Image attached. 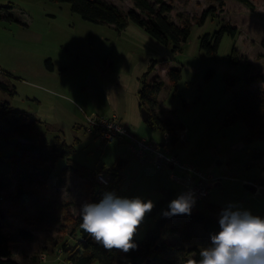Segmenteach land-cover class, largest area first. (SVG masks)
Instances as JSON below:
<instances>
[{"label":"rangeland","instance_id":"374dc122","mask_svg":"<svg viewBox=\"0 0 264 264\" xmlns=\"http://www.w3.org/2000/svg\"><path fill=\"white\" fill-rule=\"evenodd\" d=\"M108 1L123 13L133 6L131 0ZM249 1L252 9L241 0H166L172 5L168 13L171 19L191 23L188 38L173 50L170 43H161L130 19L121 29L105 21L87 20L73 11L68 1L0 0L1 5L12 6L11 12L23 20L5 28L0 22V78L14 89V93L0 90V98L40 119L37 128L46 132L50 142L60 134L68 144H73L75 150L70 156L88 167H110L118 158L127 159L121 197L133 194L155 204L161 187L176 189L174 199L185 192L184 187L170 179L167 168L139 161L127 139L105 141L84 125L88 115L116 113L129 122L137 136L162 142L165 129L144 120L141 109L145 106L139 105L142 76L151 60L158 59L148 75L149 79L164 80L154 109L164 128L172 127L176 134L184 129L186 135L175 146L172 144L174 151L221 181V185L211 186L206 199L195 198L194 206L218 218L228 206L251 213L257 206L255 212L263 213L264 207L257 205L248 191V181L264 183V157L251 158L254 148L264 151V137L245 143L248 129L242 120L224 123L232 107L230 98L240 86L264 92V79L246 80L252 74L264 76V0ZM211 6L216 16L208 14L200 21L203 11ZM225 24L236 26V31L232 34L224 30L217 50L209 53L201 46L202 37L209 33L213 43L214 34ZM48 57L54 58L57 68L54 85H48L49 74L42 67ZM172 67L180 69V77L174 82L167 74ZM61 70L65 72L58 76ZM225 74L239 78L230 87ZM18 139L22 150L28 151L27 140ZM14 151L21 153L14 142L6 143L0 135L1 171L11 166L2 157ZM66 162V157H59L47 175L35 174L34 162L27 160L28 178L22 175L5 191L1 203L3 223L14 240L15 255L21 260L31 261L35 255V264H73L64 247H74L86 235L80 228L82 220L75 226L74 219L81 217V205L90 202L91 180L99 183L97 173H107L99 169L90 178L66 172L61 178ZM186 223L196 233L197 248L210 246V235L217 232L205 231L188 219ZM23 226L34 231L33 240L21 239ZM155 226L156 217L148 213L135 236L142 239ZM178 235L168 232L164 238L174 240ZM21 243L27 247L26 258L21 254ZM43 254L45 259L40 257ZM195 255L191 253L192 258Z\"/></svg>","mask_w":264,"mask_h":264},{"label":"trees","instance_id":"16d2710c","mask_svg":"<svg viewBox=\"0 0 264 264\" xmlns=\"http://www.w3.org/2000/svg\"><path fill=\"white\" fill-rule=\"evenodd\" d=\"M53 1H68L70 2L73 11L79 13L83 18L91 21H105L115 25L121 29L125 27L128 20H132L143 26L161 43L171 44L173 50L180 48V44L185 41L190 33L191 23L184 21L177 23L169 17V12L172 5L166 0H131L133 6L123 13L120 7L108 0H53ZM251 9L253 4L249 0H241ZM11 8V9H10ZM12 6L0 4V18L12 19L18 22H23L21 17L14 15ZM213 7H208L203 11L200 21H203L208 14L216 16L212 11ZM18 17V18H17ZM224 30H228L234 34L236 26L225 24L215 34L213 43L210 42V34L206 33L201 40V46L209 53H215L217 50L220 37ZM264 46V38L262 41ZM235 51V50H234ZM237 55L234 54V59ZM158 59H152L147 70L142 76V85L139 88V105L145 106L150 112V117L146 120L149 124L159 129H165L164 132H171V144L177 142V130L172 127L164 128L162 119L157 115L154 107L157 104V95L164 83L162 78L149 79L148 75L155 69ZM47 67L52 68L53 63L50 57L45 59ZM4 73L7 71L3 70ZM167 74L172 82L180 77V69L172 67L167 70ZM225 80L228 86L236 83L239 77L231 74H225ZM264 79L263 75L252 74L246 80ZM0 90L14 93L11 84L0 78ZM231 109L227 112L224 123L226 125L233 124L237 120H242L247 126V133L244 136L245 143H250L254 140L264 137V92L251 91L245 86H240L231 96ZM41 121L34 117L31 113L23 109L14 108L8 99L0 98V135L4 136L6 143L14 142L17 149L21 153L14 151L11 155H5L2 159H7L11 162L9 169L0 170V189L9 188L15 179H20L23 175L28 178L30 169L26 165L27 160H32V171L35 174H49L55 167L59 157H66L67 162L62 169V175L66 172H71L79 176H90L94 178L97 170H105L108 178V183H95L91 180L93 188L90 196V203L99 202L105 193H115L121 197V187L125 180L124 170L127 167L128 160L118 158L110 167L101 166L96 168L88 167L87 165L73 159L70 155L74 152L73 144H68L62 139L60 134H56L53 142L47 138L46 132L37 128L36 122ZM4 123V125H3ZM87 128V124L84 125ZM97 136L98 133L94 129ZM165 134V133H164ZM27 140L28 151H23L20 147L21 141L18 138ZM99 137V136H98ZM125 140V139H124ZM264 151L260 148H254L251 151L252 159H262ZM163 169V168H162ZM264 170V165L262 166ZM264 182V180H261ZM264 185V183H263ZM185 193V192H184ZM176 189L170 187H161V196L154 204L150 214L156 217V226L147 230L142 239L134 237V242L137 247L124 253L120 250H105L100 244L94 242L87 234L79 238L74 247L66 248L69 252V259L73 264H186V261L191 257V253L195 252L194 259H200L199 252L201 249L195 245L196 233L186 223V219L193 223H198L205 231L218 232L219 224L218 217L214 214L203 211L198 207L192 208L191 215H175L170 218L163 216V212L168 210L170 201L174 199ZM127 198L137 197L133 194L125 196ZM212 210L216 209L215 205H209ZM253 215L264 218V213H252ZM5 213L0 202V264H25L12 258L13 238L5 230L3 219ZM75 226H78L81 217L74 219ZM178 233L179 235L174 240H166V233ZM20 234L31 239L33 233L28 229H21ZM37 257L31 256L30 263L35 264Z\"/></svg>","mask_w":264,"mask_h":264},{"label":"clouds","instance_id":"9594fccd","mask_svg":"<svg viewBox=\"0 0 264 264\" xmlns=\"http://www.w3.org/2000/svg\"><path fill=\"white\" fill-rule=\"evenodd\" d=\"M195 202L191 191L182 193L170 201L163 216L191 215ZM153 208L152 200L105 193L99 202L81 205L80 228L105 250L127 253L137 247L134 237ZM233 208L222 209L220 230L210 235V246L202 248L200 259L189 258L186 264H264V218Z\"/></svg>","mask_w":264,"mask_h":264},{"label":"built area","instance_id":"2783aa9c","mask_svg":"<svg viewBox=\"0 0 264 264\" xmlns=\"http://www.w3.org/2000/svg\"><path fill=\"white\" fill-rule=\"evenodd\" d=\"M86 124L88 129L97 131L98 136L105 141L127 139L131 144L132 153L139 161H149L156 168H167L170 179L183 186L185 192L191 191L194 197L206 199L211 191V183L218 179L212 172L199 168L192 160L175 152L171 144V132H165L162 142L139 137L132 131L131 126L117 114H91L88 115ZM185 136L184 129L177 134L178 139H183ZM96 178L99 183H108L107 176L102 172L97 173ZM263 187L262 184L256 185L248 181L249 192L254 190L261 194ZM5 191L6 189H0L1 203L5 200ZM40 257L41 259L46 258L45 254Z\"/></svg>","mask_w":264,"mask_h":264},{"label":"crops","instance_id":"0c3cea01","mask_svg":"<svg viewBox=\"0 0 264 264\" xmlns=\"http://www.w3.org/2000/svg\"><path fill=\"white\" fill-rule=\"evenodd\" d=\"M1 12V11H0ZM22 14L24 15V16H27V14H26V12H22ZM30 18V17H29ZM31 21H32V19H31ZM0 22L1 23H4V28L5 27H8V26H10L11 25V23L12 22H18V21H15V20H12V19H3V18H0ZM12 26V25H11ZM51 58V57H50ZM51 60H52V63H53V67L52 68H49V67H47L46 66V64H45V62H44V64H42V67H43V70H46V72H48V74L49 75H46V80H48V82H49V84L48 85H54V80H55V78H57L56 77V75H54V74H56L55 73V71H56V64H55V61H54V58H51ZM29 69H32V66H27ZM3 70H5L4 68H2ZM5 71H7V70H5ZM65 71L64 70H61V71H59L57 74H58V76H61V74L62 73H64ZM6 81V80H5ZM39 101V100H38ZM25 110V109H24ZM113 114H116V113H113ZM119 116V115H118ZM123 121H124V119H123V116H119ZM124 122H126L127 124H129V122L126 120V121H124ZM130 125V124H129ZM142 137H147V136H142ZM148 138H151V137H148ZM20 139H24V138H21L20 137ZM124 140V139H123ZM123 140H119V141H123ZM180 140V139H179ZM178 141V140H177ZM177 143V142H176ZM176 143L175 144H173L174 146L176 145ZM128 144H129V148L131 149V144H130V142H128ZM146 162H148V163H150L149 161H146ZM145 163V162H144ZM151 164V163H150ZM197 164V163H196ZM152 165V164H151ZM198 165V164H197ZM68 174L71 176L73 173H71V172H68ZM82 177H84V176H82ZM218 180V179H217ZM250 182V181H249ZM251 188H253V186L251 185ZM250 190H252V189H250ZM263 191H264V189H263ZM262 191V192H263ZM251 193H252V197L254 198V201H255V203L257 204V205H260V206H262V207H264V201H263V197H261V195H262V193H261V195L260 194H258V193H256V192H254L253 190L252 191H250ZM264 196V195H263ZM259 198V199H258ZM255 211H258L257 209V206H255ZM255 211H254V213H255ZM264 211V210H263ZM264 213V212H263ZM21 229H28V230H30V227H26V226H23V228H21ZM21 231V230H20ZM32 233H33V238H32V240L34 239V236H35V233H34V231L33 230H30ZM20 237H21V239H23V240H25L26 238H23V236L20 234ZM27 240V239H26ZM30 240V239H29ZM13 244H14V242H13ZM22 244V251H21V254L23 255V257H27V256H29V253H28V251H27V247L26 246H24L23 245V243H21ZM20 245V244H19ZM21 246V245H20ZM26 254H27V256H26ZM12 258L13 259H15V260H17V261H19V262H22V263H30V261L28 260H21L20 258H18L16 255H15V250H14V247L12 248Z\"/></svg>","mask_w":264,"mask_h":264},{"label":"water","instance_id":"95a60500","mask_svg":"<svg viewBox=\"0 0 264 264\" xmlns=\"http://www.w3.org/2000/svg\"><path fill=\"white\" fill-rule=\"evenodd\" d=\"M141 111H142V117H143V119L144 120H147L150 117L151 112L147 108H145V107H143L141 109ZM18 152H20V151H18ZM215 185H221V181L216 180V181H213L211 183V186H215ZM262 195H264V191L262 192ZM195 198H198V196H195Z\"/></svg>","mask_w":264,"mask_h":264}]
</instances>
